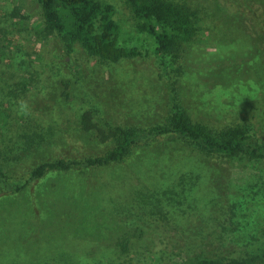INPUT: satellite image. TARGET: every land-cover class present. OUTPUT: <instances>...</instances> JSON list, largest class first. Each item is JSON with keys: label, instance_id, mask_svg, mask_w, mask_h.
<instances>
[{"label": "rangeland", "instance_id": "obj_1", "mask_svg": "<svg viewBox=\"0 0 264 264\" xmlns=\"http://www.w3.org/2000/svg\"><path fill=\"white\" fill-rule=\"evenodd\" d=\"M100 1L114 8L120 44L141 56L102 65L78 44L69 51L61 36L43 37L34 0H0V105L10 109L0 123V169L25 183L43 162L78 163L19 192L0 189V264H99L119 240L127 241L123 264L257 253L264 248V166L231 163L173 136L143 139L116 163H79L104 155L114 128L163 125L172 103L209 127L240 116L264 137V50H255L264 0H247L256 15L246 0H206L213 16L206 39L178 60L152 55L122 0ZM134 204L156 209L142 213Z\"/></svg>", "mask_w": 264, "mask_h": 264}, {"label": "trees", "instance_id": "obj_2", "mask_svg": "<svg viewBox=\"0 0 264 264\" xmlns=\"http://www.w3.org/2000/svg\"><path fill=\"white\" fill-rule=\"evenodd\" d=\"M34 1L40 9V24L44 26L40 34L43 37H51L54 34L61 36L69 51H72L74 44H78L90 58L102 65H112L120 60H131L141 56L142 50L140 51L138 47L120 44V29L113 19L112 5L100 0ZM122 1L134 20V31L145 34L151 40L149 49L157 58L171 56L173 59H180L185 47L206 39V29L212 22L213 16L208 10L206 0ZM246 3L251 14L256 15L247 0ZM259 30L262 34L258 35L261 36L260 46L255 48L258 51L262 47L264 50V26ZM26 67L28 71L33 68L31 63ZM166 67H168L167 63H164V68ZM27 91L29 88L23 92V97H26ZM9 115L10 109L0 105L1 124L8 122ZM82 122L87 130L94 127L90 125L89 113L82 115ZM257 131L246 126L240 116L237 121L234 120L223 126L209 127L206 123L193 121L184 109L172 103L170 115L163 125H155L149 129L114 128L110 132L113 139L111 148L104 155L85 158L79 164L85 167H98L116 163L132 146L143 139L173 136L190 142L204 154L227 158L231 163H238L241 166L248 164L264 166V137H259ZM76 165L77 162L63 159L43 162L30 170L25 183L9 181L0 169V189L16 193L26 183L42 178L48 171L68 170ZM150 207L134 204L132 209H139L138 211L142 213H147V209H156ZM139 218L150 224L156 223L158 228L163 227L160 220L154 222L149 216V219L142 216ZM79 248L77 246L74 250L78 252ZM115 248V250L104 249L100 255L104 256L102 257L104 262L100 260L99 264H123L129 261L126 240L116 242ZM108 251L117 255L112 261L105 257ZM79 263L85 264L82 260H79ZM193 264H264V248H259L257 253L245 254L242 257L201 255L193 260Z\"/></svg>", "mask_w": 264, "mask_h": 264}]
</instances>
